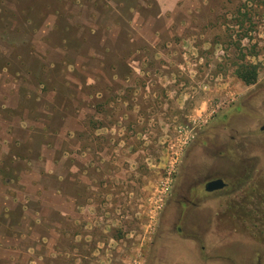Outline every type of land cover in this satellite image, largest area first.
<instances>
[{
  "label": "rangeland",
  "instance_id": "1",
  "mask_svg": "<svg viewBox=\"0 0 264 264\" xmlns=\"http://www.w3.org/2000/svg\"><path fill=\"white\" fill-rule=\"evenodd\" d=\"M14 2L0 0V13L6 14L0 20V48H8L7 77L26 81L30 96L23 107L42 125L36 141L51 143L42 149L57 166L54 173L28 176L22 188L32 195L42 187L37 190L47 191L45 203L65 210L54 207L40 217L42 200H26L36 237L13 226L0 256L13 252L16 264H152L164 208L175 179L187 174L191 149L198 151L195 168L218 162L223 173H230L239 160L242 170L256 163V181L264 180V0H191L183 17L168 21L170 28L162 30L157 43L134 44L119 53L105 50L114 38L112 24L101 15L106 0H20L22 8L33 6L38 20L32 26L18 22V32L11 31L5 10L15 8ZM149 5L153 13L156 4ZM55 7L66 15L56 24L50 13ZM126 17L116 30L131 36ZM147 21L165 26L162 18ZM91 28L107 33L91 38L88 54L79 53ZM61 35L68 38L65 46ZM39 54L46 64L35 74L25 61L35 68ZM248 65L258 70L250 84L238 76ZM68 67L73 80L57 85L52 108L37 96L47 89L44 82ZM40 105L43 111L37 110ZM16 115L20 109H0V126H9ZM58 124L64 126L62 135ZM27 147L14 150L25 154ZM5 162L18 187L20 173H29L27 161ZM239 177L238 215L232 193L222 198V210H210L217 202L212 199L198 212L200 246L212 236L217 243L206 241V246L217 250L213 258L208 250L193 264H251L252 246L264 243L255 241L248 227L251 180ZM210 223L213 234L206 229ZM25 252L29 261L21 257ZM167 258L164 264H172Z\"/></svg>",
  "mask_w": 264,
  "mask_h": 264
},
{
  "label": "crops",
  "instance_id": "2",
  "mask_svg": "<svg viewBox=\"0 0 264 264\" xmlns=\"http://www.w3.org/2000/svg\"><path fill=\"white\" fill-rule=\"evenodd\" d=\"M90 1L93 2L95 0ZM106 1H108V5L101 15L103 18L105 17L108 19L110 24H112L114 28V38L112 45L105 46V50L115 53L129 50L134 44L147 43L148 45H153L157 43V41L160 40L162 30L170 28L169 26L172 21H168L174 18L183 17L188 7L191 5V0H132L136 5L129 4L128 0ZM150 2L156 4L153 13H149ZM139 6H142L143 8L140 9ZM125 17L130 22V29H132L131 36L123 35L121 30H116L120 27V22ZM156 18H162L165 20L164 28H161L160 26L153 27L146 23L148 22V19ZM93 28H91V30ZM106 33L101 30L93 29V34L87 37L88 39H85L86 41H83V44L79 47V53L88 54L95 42H90L91 38H99V35L105 36ZM0 49L2 50L0 57V109L10 110L16 108L20 109L21 112V115H16L18 117H16L15 120H11L9 126L8 124L7 126H0V246H2L3 243L9 240L7 237L10 233L9 230L13 226L22 229L24 236L27 235L26 237L35 236L33 235L34 229L31 228L32 219L29 220V218H27L29 211L25 203L26 200H42L41 205L43 206L39 208V212H41L40 217H42V215H47L46 212L44 214L43 211H51L54 207L61 212L65 209L62 205V207H60L58 203L49 205L45 203V200L47 199V191H44V189L41 191L37 190L42 189L40 186V188H38V186L35 187L36 190L32 195L31 193H26L25 188H22L23 185L26 187L28 176L39 177L46 173H54L57 166L55 161L49 155H44V150L42 149V147L47 149L51 143L48 141H36L35 131H38L42 125L35 121V118H31V110L29 108L23 107L25 99L30 96L27 93L28 87L25 84L26 81L7 77V62L9 60L6 59V55L8 56V48L4 49L1 47ZM45 64V56L43 55H40L39 65L36 64L35 68L31 66V62L25 61L28 71H32L35 74H38L41 71V68L45 67ZM68 66L70 67L72 64H69ZM69 67L65 71L55 72L47 82H44L47 89L45 91L41 90L42 92L39 93L37 98L43 97L45 102L50 104L53 108L58 93L57 85H59L64 78H70L73 80V78H71ZM39 84L40 87L44 85L42 83ZM44 108V106L40 105L37 110L43 111ZM52 112H50V114H53ZM1 119L2 118L0 117V124ZM57 126L59 127L57 134L62 135L64 133V126L61 124H58ZM47 135L48 134L46 133L45 136ZM38 146H40V150H42L40 153ZM21 147L28 148L25 154L18 150H14ZM36 147L37 149H35ZM6 160L13 163L14 161L19 160L27 161L29 173L24 171L20 173V179H17V182L19 183L18 187H16V184L14 185V179L8 174L10 169L4 165L6 164ZM37 220L38 219L35 218V222L33 223L35 226L34 228L41 226L40 222L38 223ZM26 232H28V234H26ZM39 237H41L40 234ZM213 254L216 253L214 252ZM21 257L26 261H29L31 254L25 252ZM16 260L13 252L12 254H9L8 252L5 255L0 256V264H16Z\"/></svg>",
  "mask_w": 264,
  "mask_h": 264
},
{
  "label": "flooded vegetation",
  "instance_id": "3",
  "mask_svg": "<svg viewBox=\"0 0 264 264\" xmlns=\"http://www.w3.org/2000/svg\"><path fill=\"white\" fill-rule=\"evenodd\" d=\"M262 126H264V124ZM262 126H260V130L264 131ZM233 147H235V144ZM197 152L196 149H191L189 151V161L187 167H185L187 174L175 179L173 188L170 192V198L163 211L162 224L154 239V261L152 264H164L166 256L169 262L172 260V264H191L194 263L197 258H200V256L202 257V255L204 256L208 253V250L211 251L208 253L210 255L208 258H213L214 255H216H211L214 253L212 251L216 252V248L214 249L213 246L210 248L206 246V241L214 244L217 243V241L212 239V236H210L208 240L205 238V245L200 246L203 241H201L202 237L200 234L201 232L198 231V226L201 225L198 224V220L195 218H197L198 212L201 211L203 204L205 202L208 203L212 199H217V202L215 204L216 207L211 203L210 210H222L224 206L226 207V205L221 202L222 198L231 193L234 197L232 209L238 215L237 212H239L241 205L238 197L242 183L239 177L241 173L249 176L251 180L250 184H252L250 188L251 203L246 212L248 227L255 241L264 242V180L256 181V179L260 177L257 176L260 169H258L256 163H253L251 168L248 167L246 169V167H243L244 170H242L240 168V162L237 160L234 165L235 168H233L230 173H223L220 170V163L218 162L215 165L209 163L207 166L205 165L204 168L198 169V167L195 168V165L193 166V158L196 157L195 154ZM199 170H202V173L199 172ZM224 175H231L235 177V180L230 181L226 179ZM218 179H221V185L211 188L208 187V183ZM216 213L218 214L220 211ZM211 228L212 224L206 227L208 231L209 229L211 230ZM213 232L211 230L210 234H213ZM252 249L256 251V257L251 264H264V243L253 245ZM183 255L184 257H180ZM188 256L189 258H187Z\"/></svg>",
  "mask_w": 264,
  "mask_h": 264
},
{
  "label": "trees",
  "instance_id": "4",
  "mask_svg": "<svg viewBox=\"0 0 264 264\" xmlns=\"http://www.w3.org/2000/svg\"><path fill=\"white\" fill-rule=\"evenodd\" d=\"M72 1H74V0H72ZM76 1H78V0H76ZM79 1H82V0H79ZM14 4H15V8L10 9V10H7V8L5 9L8 12V15H9V17L11 19V22H10V25L12 26L10 28L11 31L18 32V30H19L18 29L19 28L18 22H20V23L23 22L27 26L28 25L32 26V24H34L38 20L37 17H36V14L33 13V11H32L33 10V6L32 5H26V8H22V2H20V0H15ZM0 10L2 12V7L1 6H0ZM51 11L52 12H50V13H53L56 16V20H55L54 24L59 22L58 19L61 16L65 15L62 12V9L59 8V7L52 8ZM5 17H6V14L3 15L2 13H0V20L4 19ZM13 21H14V23H13ZM64 22H65L64 27L67 28L69 24H67L66 21H64ZM61 37H62V35H61ZM62 39L61 40H62V42H63V44L65 46L66 45L65 41H67L68 38L63 35ZM238 76L243 81H245L246 83H249V84L250 83H254L256 81V79H257V76H258V70H257L256 66H254V65H248V66H246V68L244 66V69L240 70L238 72Z\"/></svg>",
  "mask_w": 264,
  "mask_h": 264
},
{
  "label": "water",
  "instance_id": "5",
  "mask_svg": "<svg viewBox=\"0 0 264 264\" xmlns=\"http://www.w3.org/2000/svg\"><path fill=\"white\" fill-rule=\"evenodd\" d=\"M262 128H264V126H262ZM221 179H218V180H214V181H211L210 183H208V187L211 188V187H215V186H219L221 185Z\"/></svg>",
  "mask_w": 264,
  "mask_h": 264
}]
</instances>
